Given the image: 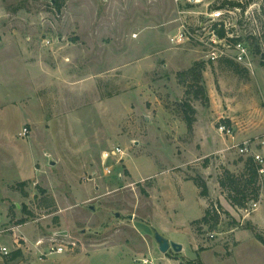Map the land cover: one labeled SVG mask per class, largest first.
<instances>
[{
    "label": "rangeland",
    "instance_id": "obj_1",
    "mask_svg": "<svg viewBox=\"0 0 264 264\" xmlns=\"http://www.w3.org/2000/svg\"><path fill=\"white\" fill-rule=\"evenodd\" d=\"M55 1L0 0V264H264V171L254 223V202L233 206L218 184L249 155L217 130L251 124L264 169V0L229 14L251 70L170 40L182 25L206 37L197 25L226 0ZM196 62L207 99L178 80ZM114 146L124 154L106 175ZM209 203L222 207L215 227L192 224ZM154 231L183 250L161 253Z\"/></svg>",
    "mask_w": 264,
    "mask_h": 264
},
{
    "label": "trees",
    "instance_id": "obj_2",
    "mask_svg": "<svg viewBox=\"0 0 264 264\" xmlns=\"http://www.w3.org/2000/svg\"><path fill=\"white\" fill-rule=\"evenodd\" d=\"M56 6L59 9L60 3L58 0L55 1ZM217 8H239L243 9L244 5L236 0H226L223 4L217 5ZM216 33L223 37L225 35L224 31L221 28L215 29ZM204 62H196L188 69L180 71L178 75L179 83L185 87H189L193 91L195 98L199 96H206V87L204 86L203 79V70ZM194 88V89H193ZM187 91L188 88H187ZM181 105L184 109L185 121L187 124V129L189 132L193 130L194 114L195 109L188 103L182 102ZM228 124V121H224ZM229 125V124H228ZM261 165L254 160L252 156H248L244 161L243 170L239 174H235L228 169H223L222 173L218 177V184L221 187V190L225 193L229 202L238 208H245L246 204L251 200L254 203L259 201L260 196V169ZM194 185L199 189V195L201 197H208L209 191L206 182L200 176H190L188 177ZM24 183H20L23 185ZM40 192L45 193L44 189H40ZM209 203L203 211V215L192 221V224L200 223L207 224L211 226V229L215 227L218 223L220 217V209H222L220 204ZM255 238L264 245V237L260 235L257 231L254 233ZM21 253L20 249L13 251L10 256V259H14L19 256ZM193 264V263H189ZM202 264V263H198Z\"/></svg>",
    "mask_w": 264,
    "mask_h": 264
},
{
    "label": "built area",
    "instance_id": "obj_3",
    "mask_svg": "<svg viewBox=\"0 0 264 264\" xmlns=\"http://www.w3.org/2000/svg\"><path fill=\"white\" fill-rule=\"evenodd\" d=\"M188 3H196L200 0H187ZM237 10L239 8H236ZM235 12L233 9L229 8H217L214 7L207 14V19L199 22L197 27L202 31H206V37H199L197 35L198 31H191L186 27H183L178 31V33L170 38L172 42L181 43L188 39H196L202 44L205 50L206 58L210 62H215L219 59L233 60L237 63L243 64L247 69L251 70V63L249 62V47L245 41L239 37L233 36L230 22L232 19L229 14ZM221 28L225 35L220 37L215 29ZM217 130L225 135L226 137L234 138V133L232 127L226 123H219ZM27 128L23 129L22 134L25 135ZM238 151L241 154H248L252 156L255 161L260 165L263 163V158L260 154L253 151L250 141H244L242 144H235ZM124 151L119 146H114L109 151H104L102 153V160L104 163V173L106 175L111 174V157L118 156V160L123 157ZM264 169L261 167L260 172H263ZM256 206V204L254 203ZM63 249L61 247L56 248L55 252H61ZM0 251L3 254L8 253V249L5 246H0ZM142 264H155V260L150 257H142L139 259Z\"/></svg>",
    "mask_w": 264,
    "mask_h": 264
},
{
    "label": "crops",
    "instance_id": "obj_4",
    "mask_svg": "<svg viewBox=\"0 0 264 264\" xmlns=\"http://www.w3.org/2000/svg\"><path fill=\"white\" fill-rule=\"evenodd\" d=\"M245 67V66H244ZM246 68V67H245ZM248 112H246V113H243V114H241V116H243V115H245V114H247ZM244 117H246V115L244 116ZM264 125V124H263ZM195 129H196V126H195ZM254 130V128H253V126L251 125V124H247V125H245V126H242V129L238 132V133H236L235 135H234V140H232V142L233 143H235V144H238V143H240V141H245V139L246 138H244V137H246L247 135H249L250 133H252V131ZM196 131V130H195ZM233 146H234V144H233ZM232 146V147H233ZM209 152H207V154H208ZM204 155H206V154H204ZM189 182V181H188ZM196 189H197V187H196ZM197 192H198V189H197ZM181 198H182V196H181ZM263 202V200L261 199L260 201H258L257 203H256V208L254 209V211H253V215H252V220L254 221V223H257L256 222V219H255V215H256V211H257V209L259 208V205H261V203ZM154 204V203H153ZM155 207V206H154ZM153 207V208H154ZM204 207H206V204H205V206ZM183 245H182V250H183ZM181 250V251H182ZM170 261L168 260V261H166V262H164L165 264H170L169 263ZM171 262L172 263H174V264H180V260H178V259H172L171 260Z\"/></svg>",
    "mask_w": 264,
    "mask_h": 264
},
{
    "label": "water",
    "instance_id": "obj_5",
    "mask_svg": "<svg viewBox=\"0 0 264 264\" xmlns=\"http://www.w3.org/2000/svg\"><path fill=\"white\" fill-rule=\"evenodd\" d=\"M50 164L53 165L54 161H50ZM91 209H93L92 206ZM115 216H119V213H115ZM154 240L156 241L161 253H166L169 249H172L175 252H180L182 250V245L180 243L165 238L157 231H154Z\"/></svg>",
    "mask_w": 264,
    "mask_h": 264
}]
</instances>
